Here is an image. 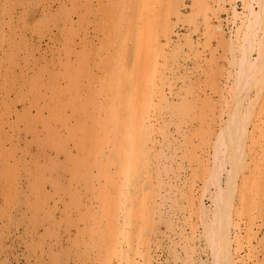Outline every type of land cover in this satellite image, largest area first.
Segmentation results:
<instances>
[{"label": "bare ground", "instance_id": "1", "mask_svg": "<svg viewBox=\"0 0 264 264\" xmlns=\"http://www.w3.org/2000/svg\"><path fill=\"white\" fill-rule=\"evenodd\" d=\"M190 1L0 0V186L8 166L26 169L39 199L14 185L4 200L35 211L53 204L48 181L71 191L65 264H201L199 226L175 223L172 195L180 213L182 197L197 217L209 213V264L264 261L255 218L240 236L245 211L235 206L264 170V0ZM223 60L237 66L228 94ZM186 163L188 174L208 166L213 209L192 192L198 172L190 192L180 185Z\"/></svg>", "mask_w": 264, "mask_h": 264}, {"label": "rangeland", "instance_id": "2", "mask_svg": "<svg viewBox=\"0 0 264 264\" xmlns=\"http://www.w3.org/2000/svg\"><path fill=\"white\" fill-rule=\"evenodd\" d=\"M233 1V3L234 4H238V7L239 8H241L242 7V5H243V3H242V0H232ZM186 2L189 4L191 1L189 0V1H187L186 0ZM255 3V7L257 8L258 7V5H257V3L256 2H254ZM228 7H229V5H228ZM225 14V13H224ZM223 14V15H224ZM226 17V15H224V18ZM226 29L227 30H229L228 29V26L226 27ZM221 52H223V50H221ZM223 63H224V65H225V70H226V74H227V69H229V72H231V73H228L227 74V76H229V77H226V74L223 72V73H221V76H218L219 78L218 79H220V83H221V86L224 88V90L222 91V93L223 94H225V93H227L228 94V91H230L229 90V88L231 89V87H229L230 86V80L229 79H231L233 76H234V74H235V72L237 71V66L236 65H234L235 63H234V61H233V63L234 64H232V63H230V64H228L229 63V61L228 60H223L222 61ZM229 65V66H228ZM233 65V66H232ZM229 67V68H228ZM232 67V68H231ZM235 67V68H234ZM234 68V69H233ZM236 69V70H235ZM233 71H234V74H233ZM222 74H224L225 76H223ZM219 75H220V73H219ZM225 78V79H224ZM222 79H223V82H222ZM227 79H228V81H227ZM209 84V83H208ZM228 85V86H227ZM205 86H208V85H204V88H205ZM227 87V88H226ZM229 87V88H228ZM225 89H227V90H225ZM217 95V96H216ZM221 92H220V94L219 93H216L215 95H213V99H215V100H217L218 99V96H219V99H220V97H221ZM216 96V97H215ZM14 120H15V118H14ZM34 147H36V145L34 146ZM34 150H36L35 148H33L32 147V151H34ZM35 153V152H34ZM210 153V152H209ZM211 154V155H210ZM209 155H207L208 156V158H210V160H211V158H212V156H213V154H212V152L210 153ZM211 156V157H210ZM214 157V156H213ZM29 159H31V157L29 156V158H28V160ZM63 159H64V157H63ZM62 159V160H63ZM205 159H207V158H205ZM247 159H249L250 160V154H249V156H247ZM187 162V161H186ZM210 162V161H209ZM209 162H207V160H205V162H204V164L205 163H208L207 165L209 166ZM211 162H213V159L211 160ZM210 162V163H211ZM188 163V162H187ZM186 163V165H185V167H187L188 168V165L189 164H187ZM16 166V165H15ZM203 166H205V165H203ZM207 166V167H208ZM211 166H212V163H211ZM13 167L14 166H12V165H10V166H8V168L9 169H11V171H9L8 173H9V176H8V180H7V182L5 183V184H3V185H1L0 187H2V188H0V191L2 190L3 192L2 193H0V264H65V258H66V253H68V251L69 250H72L73 252H72V254L74 253V251H75V249H74V246H73V244L72 243H70L69 245L67 244V243H69L70 242V240H68V230H69V228H68V221L69 220H71V218H73L74 219V217L75 218H77L76 216H73L74 215V213H72V208L71 209H69L70 207L69 206H71L70 204H72V194H71V191H68V189H64L65 191L63 192L62 190L60 191V189H58L57 190V192L59 193V191H60V194L61 195H57V192H56V188L57 187H54V189H53V187L52 186H50L49 184V182L50 181H48L47 182V189L51 192V194L55 197V199H57L58 197H61L59 200H60V203L59 202H57L56 204H55V202H56V200L55 199H52L51 197H53L52 195L50 196V200H48V201H46V203L45 204H47V202H49L50 204H51V202H53V204H51V205H48V207H43V209H41L40 208V206H41V204L43 203H41V201H39V206H37V204H36V206H37V209H36V211H35V208L34 209H32V208H28V205L27 204H23L22 202H23V200H22V202L20 203V202H18V197H16L15 196V199H14V197L13 196H9V195H11V193H8V190H11V186L13 187V188H15V186L14 185H17V187L18 186H20L21 187V189H23V191L22 192H26L25 194H27L28 195V197H30V199L31 200H33L34 199V197H36L37 198V195L35 194V192H33V191H35L34 189H30V188H33L32 187V185H30L29 183H27V182H29V178H28V173H27V170L25 171L24 169H21L20 171H19V169H18V171H16L15 172V168L13 169ZM206 167V166H205ZM206 167V168H207ZM262 167V170L264 169V165L263 166H261ZM260 167V168H261ZM18 168H20V167H18ZM186 168V169H187ZM202 168V169H201ZM206 168H204L203 169V167L200 165V166H198V168H197V171L196 170H194V171H192V173L191 174H188V172L190 173L191 172V170H189V169H191L190 167L186 170L187 171V174H186V172H185V176L186 177H184V175H182V180H183V183L185 182V185H183V183H180V185L182 184V187H185L184 189L186 190H188L189 192H190V190H191V188H189V187H192L193 186V183L194 182H196L195 184V186L192 188V192H195L196 194H195V197L197 198V200H198V197L200 196V195H198L199 193L201 194V196H204V197H201L200 196V199L197 201V202H202V204L204 203L205 205H207L206 207H207V209L208 210H211V209H213V205H214V202H213V191H211L212 193H210V192H208V191H210V190H207L208 189V186L207 185H204V184H206V182H207V177H206V173H207V169ZM17 169V168H16ZM200 169V170H199ZM189 170V171H188ZM201 170H203V171H201ZM25 171V172H24ZM200 171V172H199ZM10 172H12V173H10ZM16 174H15V173ZM193 172L196 174V172H198L199 173V176H198V178H196V179H194V182L193 183H191L192 182V180L193 179H191L192 178V176L193 175H195V174H193ZM203 172V174L201 175V173ZM263 173L262 174H258L257 176H259V177H257L256 176V174H254V176L253 177H251V181L253 182L252 183V185H250V187L249 188H251V186H252V190L251 189H249V192H248V194H249V198H248V203H244V202H242L241 201V199H240V197L239 196H236V198H235V206L236 207H240V204L243 206H241L240 208H243V210L245 211L244 212V219H243V223H242V231L240 230V236H242V237H244L245 235H246V231H245V229L243 230V228L245 227V222H246V220H248L247 218L248 217H250V218H255V219H253V220H255V222H256V225H257V223H259L260 221H262V219L264 218V196H263V193H264V170L262 171ZM27 173V174H26ZM25 174V175H24ZM15 175V176H14ZM27 175V176H26ZM203 177L202 179H201V181H200V179L199 178H201V176ZM26 176V177H25ZM191 176V177H190ZM196 176V175H195ZM263 176V179L261 178V177ZM22 177V178H21ZM25 177V178H24ZM189 177H190V179H191V186L190 185H188L187 183H189V182H187V181H190L189 180ZM255 177V178H254ZM257 177V178H256ZM26 178H28V179H26ZM64 178L66 179V181H69V179H68V175L66 174L65 176H64ZM185 178V179H184ZM188 178V179H187ZM255 179V184H254V180H252V179ZM68 179V180H67ZM16 180V181H15ZM186 180V181H185ZM196 180V181H195ZM199 180V181H198ZM257 180V181H256ZM12 181H14V183H12V185H9L8 186V184L10 183V182H12ZM202 181H204L203 182V184L201 183ZM187 182V183H186ZM198 182V183H197ZM241 182H242V180H240V184H241ZM258 182V183H257ZM16 183V184H15ZM23 183H25V184H23ZM49 183V184H48ZM189 183V184H190ZM201 183V184H200ZM29 184V185H28ZM187 184V185H186ZM199 184V185H198ZM239 183H238V185H240ZM254 184V185H253ZM24 185H25V188L27 189V190H25V188H24ZM204 185V186H203ZM27 186H30L29 188L27 187ZM50 186V187H49ZM187 186H189V187H187ZM253 186H255V187H253ZM262 186V187H261ZM23 187V188H22ZM187 187V188H186ZM198 187V188H197ZM199 187H201L202 189H204L205 187V189L207 190V193H204V194H202L203 193V191L204 192H206L205 190H203V191H201L202 189L201 188H199ZM210 188L209 189H211L212 190V188H211V186H209ZM63 188V187H62ZM17 189H20L19 187L17 188ZM20 189V190H21ZM29 189H30V191H29ZM53 190V192H52V190ZM255 189V190H254ZM259 189V190H258ZM7 190V191H6ZM55 190V191H54ZM186 190V191H187ZM197 192H196V191ZM258 190V191H257ZM14 191H16V190H14ZM28 191V192H27ZM32 191V192H31ZM199 191H201V192H199ZM251 191H252V193H251ZM262 191H263V193H262ZM9 192H11V191H9ZM188 192V193H189ZM33 193L35 194V195H33ZM209 193L212 195V197H211V195H209ZM4 194H5V196H4ZM7 194H9L8 195V199H5L4 200V198L7 196ZM22 194H24V193H22ZM56 194V195H55ZM63 194H66V195H63ZM207 195H209L210 197H208V198H210V199H207ZM238 195V194H237ZM239 195H240V192H239ZM26 196V195H25ZM33 196V197H32ZM64 196V197H63ZM70 196V197H69ZM198 196V197H197ZM11 197V198H10ZM27 197V196H26ZM53 197V198H54ZM69 197V198H68ZM239 197V198H238ZM13 198V199H12ZM171 198V200L169 199V201H168V208H170V205H171V203H172V206L174 207V208H170V210H172L173 211V216H174V220L176 221V219L178 218V217H181L182 219H184V221H186V220H188V222H192V223H194V222H197V223H195L194 225H195V227H197V226H199L197 229H196V233L197 232H199V234L197 233V242H198V246L200 247V248H203V247H205V248H203L202 249V257H201V264H209V262H212V260H211V258H212V254H211V249L209 248V246H208V244H206L207 242H206V240H205V233L202 235V232H204V230H205V228L203 229L202 227H204L203 226V224H205V222L203 221V220H206V218H207V216L209 215V213L208 212H206V211H204L203 213L205 214V216H204V214L203 213H201V214H199V216L197 217V214L195 213V210L193 209V205H191V202H189V201H187L188 199H187V197L185 198V197H182V200L180 201H178V203H180V204H182V206H181V208L182 207H185V210H183L184 208H182L181 209V211H183L182 213H183V215H181L182 213H180V211H179V209H177V206H175L174 204H173V202H174V197H173V195L170 197ZM238 198V199H237ZM10 199V200H9ZM12 199V200H11ZM24 199V198H23ZM37 199H39V197L37 198ZM66 199V200H65ZM69 199V200H68ZM207 199V200H206ZM239 199H240V202H239ZM261 199V200H260ZM7 200H9L8 202H7ZM16 202H15V201ZM53 200V201H52ZM58 200V201H59ZM7 203H6V202ZM14 201V202H13ZM63 201H65V203H63ZM176 201V200H175ZM205 201V202H204ZM11 202H13V204H15L16 206H12V205H10L11 204ZM68 202H70V203H68ZM206 202H207V204H206ZM257 204H256V203ZM4 204V206L2 205V204ZM10 203V204H9ZM58 203H59V205H58ZM67 203H68V205H67ZM169 203H170V205H169ZM175 203V202H174ZM186 203H188L187 205H186ZM240 203V204H239ZM251 203H253V205H250ZM260 205H259V204ZM21 204H23V205H20ZM54 204L56 205V206H54ZM64 204V206H62ZM210 204V205H209ZM213 204V205H212ZM263 204V205H262ZM208 205H209V207H208ZM248 205V206H247ZM250 205V206H249ZM8 206H10V207H12V208H10V207H8ZM60 206V207H59ZM67 206V208H65ZM192 208H191V207ZM245 206H247V207H245ZM263 206V207H262ZM6 207V208H5ZM26 207V208H25ZM51 207H52V209H51ZM55 207V208H54ZM62 207H63V209H62ZM189 207L191 208V209H189ZM238 207V208H239ZM50 208V209H49ZM61 208V209H60ZM210 208V209H209ZM239 208V209H240ZM245 208H247V209H245ZM250 208V209H249ZM28 209V210H27ZM29 209H31V210H29ZM39 209H40V211H39ZM47 209H49V212H50V215H48L49 214V212L47 213ZM66 209V211H65V213H64V210ZM67 209H68V212H67ZM174 209H176V211L174 210ZM254 209V210H253ZM261 209L263 210V211H261ZM5 210V211H4ZM32 210H34V211H32ZM45 210V211H44ZM51 210L53 211V212H51ZM70 210V211H69ZM190 210H194V212H192V211H190ZM250 210V211H249ZM256 212L255 214H254V212ZM28 211V212H27ZM58 211V212H57ZM171 211V212H172ZM184 211H186V212H184ZM26 212V213H25ZM43 212H46V214H44ZM63 212V213H62ZM67 212V213H66ZM69 212H71V215H70V213ZM176 212V213H175ZM177 212H178V215H177ZM32 213V214H31ZM35 213H37L36 215H35ZM53 213H54V215H53ZM58 213V214H57ZM61 213H62V215H61ZM188 213H189V216L187 217L186 215H188ZM192 213V214H191ZM208 213V214H207ZM66 214V215H65ZM250 214V215H249ZM259 214V215H258ZM31 215V216H30ZM41 215V216H40ZM42 215L44 216H47L48 215V219H47V217H46V219L44 218V217H42ZM57 215H59L58 217H57ZM76 215V214H75ZM176 215V216H175ZM192 216V218H189V217H191ZM235 215V216H234ZM233 215V217H235V218H233V221H235V222H237V220H236V210H235V214ZM252 215H253V217H252ZM256 215V216H255ZM34 216H36V217H34ZM52 216H55L57 219H59V220H56V218L54 217H52ZM61 216V217H60ZM67 216V217H66ZM70 218H69V217ZM186 216V217H185ZM204 216V218H203V220H202V222H200V220H201V218ZM255 216V217H254ZM259 216V217H258ZM41 219H43V221H41V223L39 224V220H41ZM50 217H52V218H50ZM201 217V218H200ZM206 217V218H205ZM39 218V219H38ZM67 218V219H66ZM68 218H69V220H68ZM176 218V219H175ZM196 218H197V220H196ZM200 218V219H199ZM262 218V219H261ZM33 219H36V220H33ZM50 219H51V221H50ZM53 219V220H52ZM64 219V220H63ZM195 219V220H194ZM208 219V218H207ZM246 219V220H245ZM259 219V220H258ZM46 220H48V221H46ZM55 220V221H54ZM257 220V221H256ZM32 221H33V224H32ZM39 221V222H38ZM53 221V222H52ZM59 221V222H58ZM65 221V222H64ZM34 222H36V223H34ZM46 222H47V224H48V226L49 227H45L46 226ZM53 223V226L51 225ZM59 225H58V224ZM176 224L178 223V221H176L175 222ZM190 223H189V226L188 227H190ZM64 224V225H63ZM198 224V225H197ZM244 224V225H243ZM36 225H37V227H36ZM55 225V226H54ZM197 225V226H196ZM255 225V229L258 231V233H259V235H260V238H261V240H262V238H264V221L263 222H260V225L258 224V226H256ZM261 225H263L262 227H261ZM40 226V227H39ZM58 226V228H56ZM244 226V227H243ZM45 227V228H44ZM75 227V228H74ZM261 227V228H260ZM34 228V229H33ZM35 228L37 229V228H39V229H37V230H39V231H37V230H35ZM71 228L73 229V232H75V230H76V226H71ZM259 228V229H258ZM35 232H34V231ZM65 232H64V231ZM201 232H200V231ZM203 230V231H202ZM233 232H235V228H233V230H232ZM263 231V232H262ZM34 232V233H33ZM37 232V233H36ZM244 232V233H243ZM36 233V234H35ZM262 233V234H261ZM30 234V235H29ZM35 234V235H34ZM39 234V235H38ZM64 234H67V235H64ZM243 234V235H242ZM261 235H263V237L261 236ZM32 236V237H31ZM65 236V237H64ZM35 237V238H34ZM38 237V238H37ZM203 237V238H202ZM44 238H45V240H44ZM201 238V239H200ZM32 239H33V241H32ZM200 239V240H199ZM36 240V241H35ZM43 240V241H42ZM204 240H205V242H204ZM45 241V242H44ZM67 243H66V242ZM33 242V243H32ZM38 242H40L39 244H38ZM60 242H61V245H60ZM264 239L260 242V243H258L257 242V240L256 241H254V245H257V244H259V245H257V247H261V248H259L258 249V252H257V254H260V256H261V258L264 260ZM59 243V244H58ZM204 243L206 244L205 246H204ZM256 243V244H255ZM262 243V244H261ZM246 244V243H245ZM36 245H38V246H36ZM32 246V247H31ZM34 246V247H33ZM50 246V247H49ZM62 246H64V247H62ZM72 246V247H71ZM207 246V247H206ZM40 247V248H39ZM44 247V248H43ZM248 247V246H247ZM42 248H43V250H42ZM65 248V249H64ZM209 248V249H208ZM263 248V249H262ZM30 249V250H29ZM34 249V250H33ZM36 249V250H35ZM45 249V250H44ZM62 250H64L62 253H61V251ZM66 250H68V251H66ZM207 252H206V251ZM36 251V252H35ZM65 252V253H64ZM206 252V253H205ZM262 252V253H261ZM209 253V254H208ZM60 254V255H59ZM262 254H263V256H262ZM58 256V258H57V256ZM204 255H207V256H204ZM206 258V259H205ZM205 259V260H204ZM165 260V259H164ZM202 260H204L205 262H203ZM209 260V261H208ZM59 262V263H58ZM262 264H264V261H262L261 262ZM211 264V263H210Z\"/></svg>", "mask_w": 264, "mask_h": 264}]
</instances>
